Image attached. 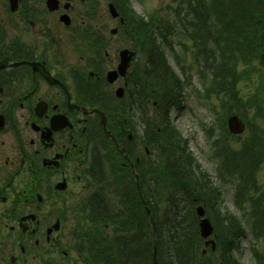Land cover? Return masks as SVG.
Listing matches in <instances>:
<instances>
[{
	"label": "flooded vegetation",
	"instance_id": "af4514ba",
	"mask_svg": "<svg viewBox=\"0 0 264 264\" xmlns=\"http://www.w3.org/2000/svg\"><path fill=\"white\" fill-rule=\"evenodd\" d=\"M92 1L0 0V264L69 263L85 242L66 250L59 236L79 228L107 169L141 179L151 168L153 186L157 151L141 136L158 119L143 88L158 79L156 54L121 2L108 5L110 29Z\"/></svg>",
	"mask_w": 264,
	"mask_h": 264
},
{
	"label": "trees",
	"instance_id": "16d2710c",
	"mask_svg": "<svg viewBox=\"0 0 264 264\" xmlns=\"http://www.w3.org/2000/svg\"><path fill=\"white\" fill-rule=\"evenodd\" d=\"M178 1L176 15H171L166 20L159 18L157 23V32L161 40L156 46V64L159 74L157 85L160 84L163 89L158 92L157 101L159 107L164 110V116L160 120V131L157 132L160 153L158 172L164 185L176 183L178 187L175 190L185 193L184 202L193 207L197 200L204 206L216 228L220 264H238L233 256L239 249V242L245 233L243 222L231 218L232 215L229 212L216 215L214 204L210 203L209 195L205 190L211 184L208 176L200 171L187 149V143L167 122L166 113L171 108L179 106L181 99L178 92L180 91L178 79L168 66L161 43H170L168 38L175 36L178 31L181 32L182 39L194 40L201 54V62L204 63L205 71L201 72V76L211 78L210 86L206 91L207 99L214 95H222L223 98L218 103H221L223 115L231 116L234 114V108H237L238 111L243 112L246 119L249 111L253 108L258 110L255 124L246 119L252 137L244 144L246 147L244 146L242 154H235L238 160V173H235L233 169L227 173L231 181L239 184L237 202L235 201L238 206L237 203L240 204L242 197L246 200L248 191L244 186L245 179L251 176L249 173L254 168L264 163V112H260L264 105L261 103L263 100L260 101L261 92L264 89L262 78L264 69H261L264 64V0ZM136 19L140 21L142 30L145 26L151 30V23H145L140 17ZM257 61L262 66L254 69L253 63ZM237 65L244 68L253 67L251 72L260 74L261 77L260 88L263 87L259 90V95L257 96V93L246 104L236 95V87L244 77L240 74L247 73L249 77L250 71L238 72ZM253 125L254 132L251 130ZM256 127L259 129L258 132ZM228 157L230 160L235 159L233 155ZM220 159V165L226 170L228 162L224 158ZM210 192L219 203L221 197L217 189L211 186ZM125 198L123 207L119 211L109 210V204L103 196H97L93 200V208L87 212L85 226L75 233L77 240L86 241L92 249L93 258L91 259L86 253L79 251L84 264H139L141 255L144 256V253L149 254V252L148 256L153 264L149 217L137 194L129 193ZM250 203L251 206L248 209H244L241 204L238 207L243 209V220L251 229L254 239L264 243V191L260 197ZM181 204L182 201L170 198L165 202L163 214L152 212L156 223L155 245L158 250V262L161 264H217L213 260L214 254L208 252L203 255L204 246L202 247L201 243L203 240L195 220L188 222L190 229L192 228L189 235L185 227L187 223L182 216ZM191 217L198 220L195 214ZM217 224H219L218 227ZM111 226L116 228L112 236H110ZM195 227L197 230L193 229ZM228 236L231 241L228 240ZM142 241H144L143 244ZM84 247L79 245L78 250H83ZM254 254L262 264L264 254L256 251Z\"/></svg>",
	"mask_w": 264,
	"mask_h": 264
},
{
	"label": "rangeland",
	"instance_id": "374dc122",
	"mask_svg": "<svg viewBox=\"0 0 264 264\" xmlns=\"http://www.w3.org/2000/svg\"><path fill=\"white\" fill-rule=\"evenodd\" d=\"M96 1L99 0H94L91 3H95ZM101 2L102 3L98 7V12L94 16V18H97V20H94V23L101 24L102 22L100 20H103L104 22L110 20L109 28L113 29L115 24L112 22V18L109 15L108 5L110 3L115 4V1L101 0ZM178 2V0H127L128 7L125 4H122L121 6L126 10H128L129 8L130 12H132L135 16L144 17L146 20L152 18H160L166 20L167 18H169V16H173L176 14L173 10L178 9ZM84 7L85 6H80L79 9L83 10ZM147 39L151 41V37H147ZM172 42L174 43L172 46L166 45L163 47V49L165 51L167 61L172 66L173 71L175 72L177 78H179L180 80V83L183 86L186 83V86L184 87V90L182 92L183 103L177 109H174L170 112V121L172 123V126L181 134L182 139L187 143V149L192 154L196 165H198L200 168V171L202 173H205V175H207L210 180L211 184L205 190H207V193L209 195L210 203L214 204V210L216 212V215H224L225 212H229L232 215L231 218H235L236 220L241 221L240 219L244 217L242 216L244 211H240V207L238 206H240L241 204L244 209L249 208V202L251 200L257 199V197H260L261 193L264 191V163H262L260 167L256 169L254 168L251 173H249L251 174V176L245 179L244 186L248 191L246 192V200L243 197L244 199L242 198L240 204L237 203V206L234 200V195L237 190V184L231 181L227 173L230 169H233L235 173H238V160H236V156L238 154H242L246 147L244 144L252 137V135L250 134L249 130L246 131L244 134L236 137L228 134V130L227 128H225L224 121H227L230 116L222 114L223 111L221 103H218V101H220L223 96L215 95L214 97H211V102L208 99L207 101L205 98V89L210 86L209 79L206 80L204 84L200 78L197 68L190 66L194 63L191 61L192 54L190 51H188L189 48H194L192 46V41L188 38H183L180 41L176 37L172 40ZM176 53H178L179 57L188 54L189 60L185 63L182 62V65L187 66L189 69V71H187L184 75L181 73L175 60ZM253 64L254 69H257V67L260 68L262 66L258 61L254 62ZM253 67L244 68L242 66L237 65L238 72L250 71L249 77L247 76V73L240 74V76L244 75V77L242 78V81L237 83L236 87V95H238L239 99L244 104H246L250 99L255 97L257 93L258 96L259 90L263 87L262 86L260 88V74H255L251 72L253 71ZM261 69H264V64ZM262 78L264 79V75H262ZM248 79L250 81H248ZM148 85L150 87H148ZM143 88L144 93L152 92L157 96L158 92L163 91L161 85H157V83L152 80L147 81V84H144ZM261 100H263L261 103L264 104V89L261 92L260 101ZM148 111L149 113H152L151 109H148ZM233 111V115H244L243 112L238 111L237 108H234ZM257 112L258 110H256V108H253L246 114L248 115V118L246 119L249 120L252 124H255ZM260 112H264V105H262ZM155 127L157 128V126ZM208 130L211 131V136L208 134ZM251 130L254 132V125L251 127ZM258 131L259 129L256 127V132ZM141 137L143 141V146L148 145V141L143 140L145 138V133H143ZM148 137L146 136V138ZM229 155L235 156V159L230 160V158L228 157ZM220 158H224V160L228 162L226 170H224L225 168L220 165ZM151 178L152 175L151 173H149L148 176L143 179L144 190H147V194L144 195L151 211L155 214L161 215L164 212L163 208L165 207V202L167 199L176 198L178 201H182V216L184 221H186L187 223L185 227L187 231H189L190 235V231H192V228L190 229L188 222H192V220H195L196 225H199V219L196 220L195 218L192 219L191 217L192 214H195L197 206L192 207L191 205L187 204V202H184L185 193L180 190H175L176 187H178L176 183H171L169 186L166 184L164 185V183L160 180L159 172H157L155 177H153V186L151 184ZM237 178H239V176H237ZM211 186L217 189L218 193L220 194V206V202L218 203L215 199V196H213L210 192ZM133 192L136 194V188L135 183L132 180L131 174L129 172V169L127 170V173H118L116 171L107 169L105 172L102 173V175H100V185L95 186L92 191V194L90 192L89 196H87V205L82 202L80 204V207H87V210L92 209L93 200L97 196H103L109 204V210L119 211L123 207V201L126 199L125 197L128 196L129 193L131 195ZM207 218H209L208 214ZM218 226L219 224H217V227ZM110 229V236H112L113 231L116 228H114V226H111ZM193 229L197 230V227ZM76 232L77 228H75L74 230L68 229L62 232V236H59L60 238L62 237V239L64 240V249H74V240L76 239ZM212 238L214 239V237ZM228 240L231 241L229 236ZM143 242L144 241H142V244ZM145 242L148 243L147 240H145ZM201 243L202 247L204 246L203 248H205L206 243H204V241ZM239 244V249L235 251L233 256L234 260L238 261V264H257L254 254L255 250L264 254V243L256 242L254 240L252 231H249V229L245 230V233L242 236L241 242H239ZM83 245L85 246V249L83 250L88 252L91 258H93L91 247L86 243H83ZM143 248L145 251L147 250L145 249V247ZM208 252L211 253L210 250H208ZM149 254L144 253V256L141 255L142 258L140 259V262L138 261L139 264H150V262L152 264V261L148 256ZM214 254L215 256L213 257V260L216 261L217 264H220V252L217 251ZM77 256L78 254L74 255L73 258L70 259L69 263L67 264H83L81 260H79V256ZM31 257H33V255H31ZM58 262L66 261H62L61 259L54 256V258L51 257L43 261H31L28 264H59Z\"/></svg>",
	"mask_w": 264,
	"mask_h": 264
},
{
	"label": "water",
	"instance_id": "95a60500",
	"mask_svg": "<svg viewBox=\"0 0 264 264\" xmlns=\"http://www.w3.org/2000/svg\"><path fill=\"white\" fill-rule=\"evenodd\" d=\"M228 125H229V130L232 134L234 135H241L244 133L245 131V125L243 123V121L239 118V117H233L229 120L228 122ZM107 136L112 140V141H115L113 137H111L108 133H107ZM122 153H124V150L120 151ZM135 177L136 179H138V176H136L135 174ZM138 191L140 193V187L138 185ZM141 195V194H140ZM144 206L146 207L144 201L142 200ZM147 209V207H146ZM149 215L150 212H148ZM197 215L198 217H200L201 219H203L205 217V211L202 207H199L198 210H197ZM151 220V225H152V230H151V237H150V244L154 250V264H159L156 260L157 258V250L155 248V244H154V239H155V225H154V221H153V218L151 217L150 218ZM200 232H201V236L204 238V239H208L214 232V228L212 227L211 225V222L207 219H203L201 220L200 222ZM207 245H211L213 250H215L216 248V245H215V242H209L207 243Z\"/></svg>",
	"mask_w": 264,
	"mask_h": 264
}]
</instances>
